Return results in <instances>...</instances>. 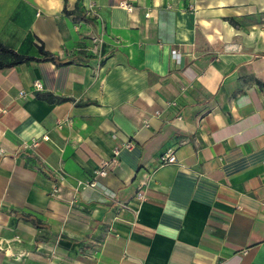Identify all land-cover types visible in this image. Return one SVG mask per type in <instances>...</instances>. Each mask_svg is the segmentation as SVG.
Masks as SVG:
<instances>
[{
  "label": "crops",
  "instance_id": "obj_1",
  "mask_svg": "<svg viewBox=\"0 0 264 264\" xmlns=\"http://www.w3.org/2000/svg\"><path fill=\"white\" fill-rule=\"evenodd\" d=\"M0 45L67 62L0 66V264H264V0H0Z\"/></svg>",
  "mask_w": 264,
  "mask_h": 264
},
{
  "label": "built area",
  "instance_id": "obj_2",
  "mask_svg": "<svg viewBox=\"0 0 264 264\" xmlns=\"http://www.w3.org/2000/svg\"><path fill=\"white\" fill-rule=\"evenodd\" d=\"M126 7V6H125ZM128 11L131 10L130 7H126ZM172 57L173 58H177L178 54L175 53L174 51L172 52ZM36 89H41V85L39 83H35L34 84ZM37 146V142L32 141L29 145H24L23 148L25 149H29V148H34ZM131 145L127 144L125 145V148H130ZM158 162H159V166H165V165H170V164H174L175 163V157L173 156V154L169 151L163 152L162 154H160V156L158 157ZM114 163V161L112 162H108V161H103L101 162V169L97 172L98 176H104L107 174L108 170L111 168V164ZM94 185V182H89L88 186L92 187ZM57 191V189L53 190V193H55ZM136 203L138 205H140L142 202L145 201V195L143 192H137L135 194L134 197Z\"/></svg>",
  "mask_w": 264,
  "mask_h": 264
},
{
  "label": "trees",
  "instance_id": "obj_3",
  "mask_svg": "<svg viewBox=\"0 0 264 264\" xmlns=\"http://www.w3.org/2000/svg\"><path fill=\"white\" fill-rule=\"evenodd\" d=\"M0 53L7 55L10 58V62L7 64H2L0 65L1 67H15L19 66L31 61H36V62H51L57 66L61 65H66L67 62H62L59 60L55 55H52L50 53L44 52L42 48H39V53L41 55L40 58H33V57H25V56H20L10 50L5 49L0 45ZM51 101H56L57 103L65 101V99L62 98H55L51 97ZM36 224V223H35Z\"/></svg>",
  "mask_w": 264,
  "mask_h": 264
}]
</instances>
